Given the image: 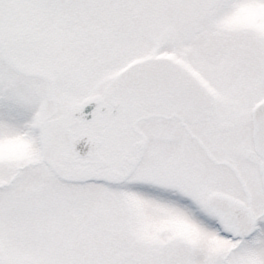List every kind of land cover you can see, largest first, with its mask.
Wrapping results in <instances>:
<instances>
[{
  "label": "snow or ice",
  "instance_id": "snow-or-ice-1",
  "mask_svg": "<svg viewBox=\"0 0 264 264\" xmlns=\"http://www.w3.org/2000/svg\"><path fill=\"white\" fill-rule=\"evenodd\" d=\"M14 142L0 264H264V0H0Z\"/></svg>",
  "mask_w": 264,
  "mask_h": 264
},
{
  "label": "clouds",
  "instance_id": "clouds-1",
  "mask_svg": "<svg viewBox=\"0 0 264 264\" xmlns=\"http://www.w3.org/2000/svg\"><path fill=\"white\" fill-rule=\"evenodd\" d=\"M16 150L17 151H20L21 153H23L26 150V147L23 146V145H18V146H16ZM9 151H10V149H9L8 146H2V147H0V153L9 152Z\"/></svg>",
  "mask_w": 264,
  "mask_h": 264
},
{
  "label": "rangeland",
  "instance_id": "rangeland-1",
  "mask_svg": "<svg viewBox=\"0 0 264 264\" xmlns=\"http://www.w3.org/2000/svg\"><path fill=\"white\" fill-rule=\"evenodd\" d=\"M18 145H23L25 146L22 142H14L10 145H8L9 149H10V152L13 153V154H16V153H21L20 151H17L16 150V146ZM26 147V146H25Z\"/></svg>",
  "mask_w": 264,
  "mask_h": 264
},
{
  "label": "flooded vegetation",
  "instance_id": "flooded-vegetation-1",
  "mask_svg": "<svg viewBox=\"0 0 264 264\" xmlns=\"http://www.w3.org/2000/svg\"><path fill=\"white\" fill-rule=\"evenodd\" d=\"M175 226L178 227V228H182L185 225L182 222L177 221V222H175Z\"/></svg>",
  "mask_w": 264,
  "mask_h": 264
}]
</instances>
